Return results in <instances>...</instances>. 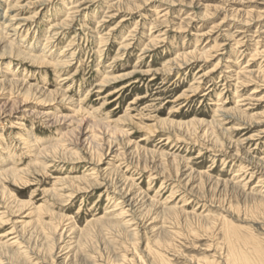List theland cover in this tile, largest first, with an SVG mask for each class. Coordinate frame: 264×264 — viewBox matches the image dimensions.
Wrapping results in <instances>:
<instances>
[{
  "label": "rangeland",
  "instance_id": "1",
  "mask_svg": "<svg viewBox=\"0 0 264 264\" xmlns=\"http://www.w3.org/2000/svg\"><path fill=\"white\" fill-rule=\"evenodd\" d=\"M244 262L264 0H0V264Z\"/></svg>",
  "mask_w": 264,
  "mask_h": 264
},
{
  "label": "bare ground",
  "instance_id": "2",
  "mask_svg": "<svg viewBox=\"0 0 264 264\" xmlns=\"http://www.w3.org/2000/svg\"><path fill=\"white\" fill-rule=\"evenodd\" d=\"M161 42V41H160ZM59 65V64H58ZM12 82H19V80H12ZM31 91H32V87L30 86L29 88H28V93L29 94H31ZM40 92V91H39ZM41 93V92H40ZM95 124V123H94ZM94 126H96V125H94ZM93 126V127H94ZM92 127V128H93ZM98 127V126H97ZM90 128V127H89ZM90 135V134H89ZM95 135V134H94ZM87 136V135H86ZM86 138H88V136L86 137ZM96 140V138L95 137H90V139H89V141H88V143L87 144H89V150L92 152V150H96L95 151V153H94V151H93V154H94V157H95V155H99L98 154V152H99V148H96L97 147V144L96 143H94V141ZM101 142V141H100ZM86 143V142H85ZM99 144V143H98ZM100 144H102V143H100ZM107 148V147H106ZM59 150H60V148H59V146L57 145V146H53V147H51V148H49V149H45V150H43V151H41V152H39L40 154H43V153H45V152H47V151H51V152H53V155L54 156H56L57 154H59L60 152H59ZM110 151V150H109ZM110 153V152H109ZM52 154V153H51ZM105 154V153H104ZM109 155V154H108ZM100 156H101V153H100ZM57 160V159H56ZM106 161V160H105ZM165 164V163H164ZM119 191V190H118ZM17 206H18V211L19 212H22L24 209H26L27 208V204H17ZM123 210V209H122ZM120 212V211H119ZM123 214V212L121 211L119 214H117L116 216L118 217H120L121 215ZM116 217V218H117ZM108 221V220H107ZM129 222H127V224H128ZM51 226V225H50ZM55 228H57V227H55ZM66 229V228H65ZM55 230V229H54ZM16 236V235H15ZM243 264H247V262H244Z\"/></svg>",
  "mask_w": 264,
  "mask_h": 264
}]
</instances>
